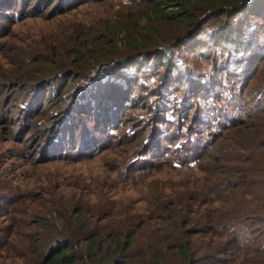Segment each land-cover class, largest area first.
<instances>
[{"label": "rangeland", "instance_id": "obj_1", "mask_svg": "<svg viewBox=\"0 0 264 264\" xmlns=\"http://www.w3.org/2000/svg\"><path fill=\"white\" fill-rule=\"evenodd\" d=\"M149 2L0 0V264H34L39 237L70 239L80 229L98 235L104 251L121 239L129 248L86 263L82 242L78 264H206L198 262L204 257L241 264L227 250L226 230L187 237V262L173 249V236L177 225L192 231L209 209L225 218L233 206L216 191V178L229 165H244L221 159L248 155L247 136L236 138L232 129L252 122V112L238 110L239 96L248 109L264 108V64L243 77L226 53L187 51L174 39L186 35L171 16L177 9L166 10L165 22ZM214 23L207 18L204 27ZM171 40L165 53L175 69L166 87L169 68L156 64L163 54L137 53L165 51ZM102 53L115 62L98 65L93 56ZM112 63L151 65L121 88L130 104L124 99L115 110L92 103L81 86L88 76L110 83ZM202 78L208 89L217 85L206 101L193 99ZM262 243L256 251L264 252Z\"/></svg>", "mask_w": 264, "mask_h": 264}, {"label": "trees", "instance_id": "obj_2", "mask_svg": "<svg viewBox=\"0 0 264 264\" xmlns=\"http://www.w3.org/2000/svg\"><path fill=\"white\" fill-rule=\"evenodd\" d=\"M149 3L156 17L165 22H167L166 19L168 18L165 13L166 10L170 7L177 9L171 16L176 17L178 27L184 29L186 35L184 36L182 33L176 34L174 35V39L177 42H181L180 47H184L187 51L202 53L205 56L208 50L214 53H226V56L229 58L228 60H230L229 64L233 63L234 68L243 69V72H241L243 77L247 75L251 76L257 67L264 64V0H150ZM207 18L215 20L213 25H207L208 29L204 27V22ZM155 31L153 29V32ZM153 32H150L148 35L150 36ZM177 32L182 31L178 30ZM127 33L129 34V31ZM170 43H172V40L165 45V51H161V48L157 49L159 47H155V50L151 52L147 51L149 50L147 49L144 52L137 53L140 56L156 53H159V55L163 54L162 57L157 59L156 64L160 68H169V74L164 78L166 87H170L169 82L173 79L175 69L173 59L165 53ZM137 45L138 47L142 46L143 41L138 39ZM189 45L192 49H189ZM135 47L137 46L133 45L134 49ZM113 56L102 53L93 57L95 62L100 65L101 61L108 58L111 62H115L112 59ZM112 64L114 65V63ZM150 66L149 64L141 65V69H138L140 66H136L135 68V65L127 68L123 66L121 71L119 68L121 66L116 64L114 65V69L118 73L113 72L114 69H112L111 74L107 73V75L109 74L107 79L112 80L110 83L104 81L101 77L89 78L88 76L84 79V84H80L85 88L83 96H90L92 103L101 105V107L102 105L105 107L111 106L112 110L118 108L121 103L120 101H124V99L127 100V104H130L129 96L121 88L125 87V85L127 87V81L136 82L137 79L139 81L142 70ZM131 67L135 68V73L132 78L126 76L127 79L123 81L122 75L130 71ZM229 70L226 68L223 74H228ZM248 70L250 71L249 73H247ZM204 82H206L204 78L201 79V82H197L194 91L195 97L193 99L206 101L213 98L211 96L214 92L213 88L217 85L208 89V82H206L207 84ZM135 85L137 86L136 83ZM89 87L95 88V90H88ZM110 90L114 92H109ZM238 99H240L238 105L240 112L247 110V113L245 112L247 117L252 112L248 117L252 122L241 121L232 129L236 134V138L238 136L243 137L244 134L247 136L245 137V140H247V148L245 150L248 152V155L244 159L236 156L230 158L227 155L223 157L221 159V164L223 165L230 164V162L243 163L244 165L242 167H232L229 165L226 167L223 176L218 178V174L216 178V182L220 180L221 183V185L220 183H216L218 188L216 191L220 192V194H226L231 199L233 206L230 208L229 213L226 212L225 218H223V213L215 210L213 212L209 209L203 222L197 221L198 219L195 220L193 224L197 227L192 231H185L184 224L177 225V233L173 236V249L186 262L190 259L188 243L183 242L187 237L204 231L212 233L217 230H226L231 238L227 250L231 256H234L233 260H238L240 257L241 264H264V252L256 251L258 249L261 250L264 240V108H258L254 105L248 109L246 106L248 103L244 99H241L240 96ZM112 101L115 103L112 104ZM160 110L162 111V109ZM94 115L96 117L97 113L95 112ZM257 120H261L262 122L256 123ZM192 142L193 145L197 143L195 140ZM182 146L186 147V145ZM235 199H239V201ZM230 216L236 217V219L230 221ZM201 225L203 229L198 228ZM80 231L81 235L74 234L70 239L58 238L54 240L53 238L50 241H45L46 239L43 240L42 237H39L36 240L35 250L32 253L34 264H78L80 256H78L77 250L82 245V242L86 246L85 255L82 257L86 263L92 261L98 254L112 256L115 253L127 252L129 248L121 239L116 243L112 251H104L97 242L100 239L98 235L91 234L86 229H80ZM75 239L76 243L73 242ZM251 246L253 249L250 248ZM252 251L255 252L256 257H251ZM209 259L208 257H204L198 262L209 264ZM195 262L188 261L187 264H196ZM215 262L219 261L213 260V264ZM142 264H162V261L156 263L144 261Z\"/></svg>", "mask_w": 264, "mask_h": 264}]
</instances>
